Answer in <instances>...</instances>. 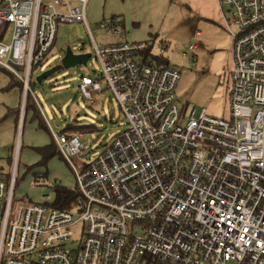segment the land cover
<instances>
[{"label":"built area","instance_id":"built-area-1","mask_svg":"<svg viewBox=\"0 0 264 264\" xmlns=\"http://www.w3.org/2000/svg\"><path fill=\"white\" fill-rule=\"evenodd\" d=\"M87 2L0 0V67L22 83L21 123L28 95L41 108L30 82L63 22L87 27L101 64L82 96L102 79L127 118L96 155L83 132L53 131L78 185L72 209L15 198L18 147L11 170L0 165V264H264V0H217L233 40L229 119L180 105L181 70L145 53L155 40L98 45ZM121 23L98 25L121 36Z\"/></svg>","mask_w":264,"mask_h":264},{"label":"rangeland","instance_id":"rangeland-1","mask_svg":"<svg viewBox=\"0 0 264 264\" xmlns=\"http://www.w3.org/2000/svg\"><path fill=\"white\" fill-rule=\"evenodd\" d=\"M216 3V2H215ZM80 4L78 1L77 5ZM124 1L89 0L87 5V21L98 45L118 42H132L133 35L158 33V38L147 55H163L171 66L181 70L182 77L178 83L177 99L186 109L195 107L197 113L203 109L218 118L229 119L231 108L229 95L232 87L233 71V40L222 28V14L219 5H212L210 0H171L166 8L161 5L159 15L153 21V26L143 24H125L124 33L113 35L111 31L101 28L97 20L106 18L112 12L125 18L126 13H120L118 8ZM213 6L217 7L221 19L213 18ZM146 13V12H145ZM146 17V14L142 15ZM160 19H159V18ZM219 22V23H218ZM56 44L46 57V61L33 71L30 82L31 90L37 97L40 106L32 93L29 95V107L22 127L18 125L20 102L22 100L21 84L18 77L0 67V165L9 172V158L14 157L16 147L19 152L18 173L16 179L15 198L18 201L45 203L52 206L55 201V187L64 186L77 188L75 173L67 160L57 148L55 156L42 164L41 155L35 150L37 146L50 144L53 131L62 133L68 125H92L91 129H71L83 132L82 139L91 146L90 154L96 155L100 148L109 144L117 133L127 126L121 105L112 90L101 79L104 89L92 100L82 96L78 89L83 75L101 78V64L95 55V45L86 26L81 23H58ZM150 29V30H149ZM153 31V32H151ZM199 31L198 35L195 32ZM127 33V34H125ZM144 37V38H145ZM146 40V39H144ZM197 47L190 49V44ZM71 47L73 53H88L90 58L86 63L73 67H63L39 82L37 76L43 71L62 63L65 51ZM44 127L40 126V119ZM19 110V112H18ZM49 123L47 122V120ZM68 130V129H67ZM73 162L79 166L80 156H73ZM72 209V207H70ZM137 227V226H136ZM75 229V240L70 246L78 248L81 230ZM140 230V227H137Z\"/></svg>","mask_w":264,"mask_h":264},{"label":"crops","instance_id":"crops-1","mask_svg":"<svg viewBox=\"0 0 264 264\" xmlns=\"http://www.w3.org/2000/svg\"><path fill=\"white\" fill-rule=\"evenodd\" d=\"M116 1H120V2L124 1V5L121 7V4H120V7L118 8V10L120 13H126L124 15L125 18L122 19L120 17L121 15H118L119 13L117 14L115 12H112V14L109 15L110 17L106 18V16L104 15L101 20H97L96 21L97 24L100 21H109V19H111L112 17H119V18H121V22H122L121 25L123 26V28L125 30V27H126L125 24L126 23L127 24L132 23L134 25H136V24L141 25V24H143L142 19L145 18L147 20L144 22V25L153 26L155 28V24H154L153 19L157 15H159L160 10H165L167 2H169V1L171 2V0H116ZM88 2H89V0H88ZM88 2H87V5H88ZM210 2L212 5L216 4L218 6L217 0H210ZM87 5H86V15H87V11H88ZM161 5L165 8H161ZM213 7H214L213 8V11H214L213 18L217 19L219 16L218 20H220L221 15H219V11H218L217 7H215V6H213ZM143 14H146V17H143L142 16ZM222 28H224V26H222ZM151 32H153V31H151ZM125 34H127V33H125ZM158 35H159L158 33H156V34L150 33L148 37H145V34L141 33V34L136 35V32H135V35H133V39L140 38V39H142L141 41H144V39L147 40V39L151 38V39L155 40V42H156ZM141 41L134 40L132 42H141ZM20 104H21V102H20ZM20 109H21V105H20ZM26 115H27V112L25 113L24 121H25ZM17 121L19 124L18 126L22 127L23 123H21L19 121V114H18V120Z\"/></svg>","mask_w":264,"mask_h":264},{"label":"trees","instance_id":"trees-1","mask_svg":"<svg viewBox=\"0 0 264 264\" xmlns=\"http://www.w3.org/2000/svg\"><path fill=\"white\" fill-rule=\"evenodd\" d=\"M146 54L150 53V51H146ZM166 62H168L166 59H164ZM21 84V88H22V83L19 82ZM30 96L28 95L27 100H26V111L29 107V100ZM35 115L40 119V117L37 115V108L34 110ZM19 112V110H18ZM40 126L44 127V123L43 121L40 119ZM94 127L92 125H81V126H74V125H68L65 129V131L71 130V129H77V130H81V129H93ZM35 150L37 152L40 153L41 155V161L40 163L42 164H46L51 157L55 156L56 154V150H57V144L56 141L54 139V137H52V140L50 142V144L44 145V146H37L35 148ZM12 157L9 158V163L12 162ZM55 201L54 203H52V205L54 207H58V208H62V209H68L72 206L73 202H75L78 198H79V191H78V187L73 189L70 187H64V186H56L55 187Z\"/></svg>","mask_w":264,"mask_h":264},{"label":"water","instance_id":"water-1","mask_svg":"<svg viewBox=\"0 0 264 264\" xmlns=\"http://www.w3.org/2000/svg\"><path fill=\"white\" fill-rule=\"evenodd\" d=\"M90 58V54L88 53H73L71 47H68L65 51L62 63L57 66H53L48 68V70L43 71L37 76V80L39 82L49 78L50 75L54 74L56 71L62 69L63 67H73L79 65V63H86Z\"/></svg>","mask_w":264,"mask_h":264}]
</instances>
